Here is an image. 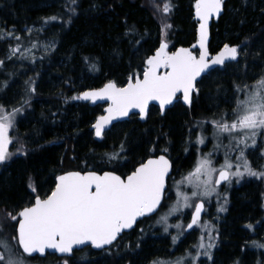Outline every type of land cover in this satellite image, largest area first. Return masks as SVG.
<instances>
[{"label":"trees","instance_id":"16d2710c","mask_svg":"<svg viewBox=\"0 0 264 264\" xmlns=\"http://www.w3.org/2000/svg\"><path fill=\"white\" fill-rule=\"evenodd\" d=\"M45 2L0 0V30L14 29L21 36L24 47L39 42L47 34L56 42L52 52L38 46L34 63L30 59L23 64L20 61L12 64L14 59L6 60L5 66L0 68V104L11 111L13 107L20 108L24 99L30 100V104L23 105V111L17 114L9 133L13 138L9 152L13 155L0 164V210L4 214H15L24 204L32 202L35 193L30 184L44 196L54 187L55 177L70 169L122 173L145 155L160 153L163 147L158 145L170 143V140L177 151V167L187 165L190 157H182L185 144L181 145V140L192 118L201 121L214 117L212 108L223 100L216 86L229 89L238 79L231 74H256L259 66L264 65V0H225L224 12L212 26V50H217L223 39L228 41L226 43L239 45L241 50H246L249 59L242 63L244 68L248 63L255 66L256 71L249 72L239 68L236 61L230 62L236 71H231L229 76L224 74L225 70L220 71V76L215 78L220 84L214 86L212 83L209 89L205 87L208 94L195 96L191 109L194 117L189 108L178 103L164 116L153 106L146 120L140 121L133 116L129 121L115 125L116 131L109 130L104 138L97 139L91 126L103 105L70 98L109 80L124 84L133 73L141 74L144 61L158 47L162 23L172 25L167 37L170 49L195 44L198 24L194 16L195 0H171L173 10L169 17L154 8V4L162 6L163 0H76L75 6L71 0ZM71 7H75V12L69 23L68 9ZM53 16L57 19L45 24V31H32L30 35L25 31L29 25L44 23ZM130 28L135 31L129 32ZM9 44L14 45L15 40H0V59L5 58L3 52H7ZM92 64L96 65L95 70L91 68ZM28 65H32V69L23 74V68ZM30 79L35 82L33 94L27 92L25 83ZM207 79L204 78L202 83L205 84ZM5 81L8 87L3 86ZM111 153H119V158L109 160ZM259 180L260 184L235 189L226 220L216 227L219 236L215 242L219 244L213 248L217 255L213 264L218 260L228 264L241 257L247 258L246 264H250L252 256L259 253L247 237H254V226L246 227L247 221L264 216L262 205L263 213H260L261 201L264 202V180ZM0 223L13 232L8 217L4 221L0 219ZM170 229L160 233L165 236ZM157 239H133L127 244H117L107 256L100 252L92 254L90 248H85L71 258H65H69L70 264H141L151 260L169 242L168 239ZM49 256L54 257L55 264H64V258L55 254L31 258L44 262Z\"/></svg>","mask_w":264,"mask_h":264},{"label":"snow or ice","instance_id":"6c2138e0","mask_svg":"<svg viewBox=\"0 0 264 264\" xmlns=\"http://www.w3.org/2000/svg\"><path fill=\"white\" fill-rule=\"evenodd\" d=\"M71 4L75 6L76 0H71ZM223 5L224 0H195L193 7L198 29L197 41L192 48L180 47L169 51L167 37L172 25L162 23L158 47L144 61L142 78L133 73L124 86H118L116 81L109 80L101 88L86 90L70 98L93 103L98 100L110 101L105 109L106 115L97 117L91 126L96 137L102 138L106 126L118 117L127 116L131 109H138L141 118H145L151 101L159 102L163 114L166 106L178 100L177 94L181 93L184 104L191 108L193 95L199 94L197 78L205 73L210 74L216 70L215 66H224L226 61L238 60L241 51L239 45L224 43L215 55H211L208 49L209 22L213 17L219 18ZM154 8L163 16L169 17L173 5L171 0H163L162 6L154 4ZM68 12L70 23L75 7L69 8ZM56 19L55 16L49 17L44 20V24ZM43 30L41 28L37 31ZM25 31L30 35L33 29L26 28ZM128 31L134 32L135 29L130 28ZM21 39L14 29L0 30V40H15L14 45L9 44L5 58L0 59V68L5 66L6 60L11 61L13 58L35 62L32 49L38 47L37 43L24 47ZM193 49H198L199 54H194ZM91 68L95 70L96 65L92 64ZM25 83L28 85V93L36 92L34 81L30 79ZM3 86L8 87L7 81ZM233 89V106L230 111L214 115L211 120L198 121L190 129V132H194L196 128L201 129L195 142L189 141L193 147L206 146L208 137L203 135L205 125L212 127L211 135L215 143L207 153L198 149L199 154L187 174L181 173L179 181L173 180L176 200L167 206V212L157 220V223L164 225V232H168L170 227L180 230L178 235L172 237L173 244L184 231L193 229L194 226L199 228L201 234L193 245L197 249L196 255L188 252L186 256L174 260L153 259L150 264H196L200 255L211 259L210 250L216 246L218 232L211 221L202 220V214L207 211L206 203L210 202L213 195L218 200L219 187L223 184L231 185L234 179L237 183L245 176L264 179V169H254L248 159L249 150L255 151L264 145V75L252 84L234 83ZM29 104L30 100L24 99L20 108L13 107L11 111L0 104V164L13 155L9 152V145L13 143L9 133L14 127L17 114L23 111V105ZM224 139L228 140L227 145L223 144ZM221 148L224 149V160L217 167L213 155ZM162 151L167 153L168 150L165 148ZM232 153L236 155L233 156ZM108 155L109 160L119 158V153ZM260 157L264 159V149H261ZM172 171L173 162L167 154H161L142 160L126 175H118L115 171L64 172L55 177L54 188L43 198L35 185L30 184L29 187L35 193L34 201L15 214H8V219L13 224L14 235L11 240L14 243H9L7 238H0V264H25V254H43L46 249L72 255L77 246L103 249L113 245L122 233L137 225L139 218L155 215L166 206L167 181ZM182 185L190 187V193L182 190ZM184 209H191V218L186 227L182 223L170 225L169 217L182 213ZM225 210L223 205L217 209L218 212ZM246 227L251 229L253 225ZM136 246L139 247V244ZM257 246L264 248V244ZM188 257L191 259L188 260ZM64 264H68V261L65 260Z\"/></svg>","mask_w":264,"mask_h":264},{"label":"rangeland","instance_id":"374dc122","mask_svg":"<svg viewBox=\"0 0 264 264\" xmlns=\"http://www.w3.org/2000/svg\"><path fill=\"white\" fill-rule=\"evenodd\" d=\"M51 1L59 2V0H46L45 3L48 4V2H51ZM27 28H31V29H33V31H37L38 29L43 28L44 29L43 31H45L46 25L43 22H39V24L38 23H33L32 25H29V27H27ZM7 31H9V30H7ZM43 31H39V32H43ZM226 42H228V41L226 39H223V41L221 42L220 45H222L223 43H226ZM35 43H37L38 46L43 51H46L45 48H46V46H48L47 47V52H52L53 49L56 47L55 40L49 34L45 35L44 37L41 38V40L39 42H35ZM52 45H54V47H52ZM26 47H31V44L26 46ZM35 49L36 48L32 49L33 54H35ZM2 52H1V54H2ZM4 53H5V56H6V52L5 51L3 52V54ZM13 59H14V62L12 64L18 63L19 61L23 64L24 61L26 60V59L20 60V59H17V58H13ZM245 59H246V61H244ZM248 60L249 59L246 58V50H244V51L241 50L240 51L239 60L236 61V64L239 63V66H238L239 68L246 69L249 72L256 71L254 69L255 66L251 67V66L248 65V63L245 65V68H244V64H242V63L243 62H249ZM31 66L32 65H28V67H24L22 73L26 74L30 69H32ZM234 66L235 65H228V67L224 69L225 70L224 74L229 76L231 74V71L232 72L236 71V68ZM216 72H217V74L214 72L215 73V74L213 73L214 75H208L206 77V78H209V79H207L208 81L205 84L203 83V84L199 85V92L200 93H203V94L206 95V94L209 93L208 89H209L210 85L214 84V86H215V84H220V83H218V80H215L216 77L220 76V70L216 71ZM238 74L240 75L239 72L238 73L234 72V74H231V75H233L232 77H234L235 79H236V77H238L237 81L240 82V84H245V83L248 84L250 82L249 81L250 77L251 78L254 77L253 79H251L252 82L254 83L256 79H258L261 75H264V65L263 66H259L256 74H252V73L249 74L248 73V74H245L243 76H241V75L238 76ZM246 76L248 78H246ZM205 87H207L208 89H206ZM221 87H223V86L222 85H217L216 86V90L222 93L221 98L223 100H222V102H220V103H218V104H216L214 106V109L211 111V114H213V116L214 115L215 116H219L220 113L223 112L221 110V106L227 105V109L224 108L225 109L224 111H226V110L230 111L232 106H233V103H232L233 96H234L233 84H232L231 88H229V89L225 88V87L222 89ZM202 89H204V91ZM197 122H198V120L194 121V119H192V121L189 123V127L186 129L187 132H185L184 137L181 140L182 141L181 145L184 146V144H185V146H187L186 147L187 150H189V148H190L189 146H192V143H189V141L194 142L195 138L197 137V135L201 134V129L200 128H196V130L194 132H190V129L193 128L196 125ZM112 130L116 131L115 129H112ZM211 133H212V127L210 125H205V130L203 132V135L210 136ZM167 140H169V138H167ZM170 141L171 142L170 143L167 142V144H165L163 142L164 145L163 144H161V145L166 148V145H172L173 144L172 140H170ZM258 142H259V138H258ZM214 143H215V141L213 140V143L210 145V148L208 149V151H211V149L213 148V144ZM223 144L227 145L228 141H224L223 140ZM261 149H264V145H261ZM261 149H257L255 151L249 150V153H248V159L251 161L252 167L254 169L258 170V171L264 169V159H262L260 157ZM222 150H224V149L222 148ZM198 154L199 153H197V155ZM222 158H224V157H222ZM189 170L188 169L184 170V172H182V173L186 175ZM252 178H255V179H258V180L260 179V178H257V177L245 176L242 180L239 181V183L236 182V184L239 187V186H241L243 184L241 182H243V181L244 182H248ZM174 179H176V181H179L181 179V174L178 177L175 176ZM260 182L261 181L259 180L257 182V184H260ZM172 183H173V181L171 182V184ZM232 187H233V182H232L231 185L227 184V189H228L227 192H229V189H231ZM181 188H182V190L188 191L189 193L191 191L190 187H188L187 185H182ZM175 193H176V189H175ZM219 193H221V192H219ZM230 196H231V191H230V193H228L227 197H230ZM227 197L224 195V193H222L220 198H219L220 201H218L217 204H213L214 202H216L217 199H215V196L212 197L210 199V204L207 203L210 209H209L207 215L204 216L205 218L203 220L211 221L215 225V227H219L222 224V222L224 220H226L225 219L226 218L225 215L227 214L226 210L228 209V206H229L228 202L225 204V198L227 199ZM221 205H223L226 210L223 211V212H218L217 209ZM261 205H262V207L264 209V202L262 203V201H261ZM1 211L2 210H0V219L4 221L8 217V214H4L3 211L2 212ZM190 212H191V209H184L182 213H176V214L170 216L169 219H168V223L170 225H175L177 223H182L184 226H186V224L189 222ZM164 213L165 212H161L157 217H154L153 218L154 219L153 222H155V223H150V226H148V228H146V229L140 228V230H139L140 234L138 236V233H136L135 239H141L143 241L146 238V234H150L151 232L152 233H158V232L160 233L161 231H159V230L163 231L164 225L157 223V220ZM259 219L260 218H257V219H255L253 221L249 220V221L246 222V223H249V224L254 226L253 232L256 233V234L254 235V237H252V236L249 237V235L247 237H248V241L249 242L250 241L253 242V244H251V246L252 247L256 246L258 248L257 251L259 252L256 256H252V259L249 260L250 264H264V248H261V247L257 246V245H260V244H264V220H262V219H264V216L262 217V219H260V220ZM140 225H142V223ZM157 228H160V229H157ZM170 228L171 229H170L168 234H166L165 236L162 234V236L159 237V238H162V239H168L169 242L166 245H164V247L161 249L160 252H156L155 251L156 253L153 255V258L151 260H144V262L141 263V264H150V261H152L153 259H159L161 261L174 260L177 257L186 256L188 252H191L193 256L196 255L197 249L194 248L193 245H195L197 243L198 237L201 234V230L199 228H196L192 232H189V234H187L185 236L186 238H183L182 240H180V238H182L185 235L186 231H184V234L179 237V240L175 244H173L172 237L178 235V232L180 230L176 229L175 227H170ZM256 228L258 229L259 232L257 231ZM141 229H143V231H141ZM12 233L13 232L11 231L10 227H8L7 225H3L2 226V224L0 223V238H7L9 240V243H14V242H11V237L13 236ZM159 238L157 239V241H160ZM201 251H203V250H201ZM17 254H19V253H17ZM210 254H211V259H209V257L206 256V255H200L199 259L196 262V264H213V262L215 261L217 255L216 256L214 255L213 249L210 250ZM242 254H243V252H242ZM82 255L85 256L86 254L83 253ZM213 255H214V258L212 257ZM53 258L54 257L49 256V258H47V260H44V262H43V261H40V260H38L36 258L32 259L31 257H29V256H27L25 254V264H55L53 262ZM190 259H191V257H188V260H190ZM65 260H67L68 264H70L69 258L68 259L64 258V261ZM246 262H247V258L244 259L243 257H241V260H239V261L238 260H236V261L232 260L231 263L229 262L228 264H246ZM217 264H222V263L219 262V260H218Z\"/></svg>","mask_w":264,"mask_h":264},{"label":"flooded vegetation","instance_id":"af4514ba","mask_svg":"<svg viewBox=\"0 0 264 264\" xmlns=\"http://www.w3.org/2000/svg\"><path fill=\"white\" fill-rule=\"evenodd\" d=\"M216 51V50H215ZM228 65H230L229 63H228ZM228 65H226V66H222V67H217L216 68V70H213V71H211L210 72V74L208 73L206 76H204L203 78H202V81L200 82V85L201 84H203L202 82H203V79L204 78H206L208 75H211V74H213L214 72H216V71H221V70H224L225 68H227L228 67ZM250 82L248 83V84H252L253 82H252V80H249ZM235 83H237V84H240V82H238V81H236ZM199 94H200V92H199ZM197 95V94H196ZM194 102V101H193ZM178 104H180L181 106H183V107H187V108H189L187 105H185L183 102H181V101H179L178 102ZM104 106V105H103ZM192 106H193V104H192ZM192 106H191V108H189V113H190V115L192 116V117H194L193 115H192ZM158 108V107H157ZM224 108H226L227 109V105H223V106H221V110L222 111H224L225 109ZM214 109V107L212 108V110ZM158 111L160 112V114H161V111H160V109L158 108ZM166 113V112H165ZM165 113L164 114H161L162 116H164L165 115ZM134 117H138V115H134ZM190 117V116H189ZM133 118V116L130 118V119H128V120H126V121H129V120H131ZM139 119V118H138ZM193 119V118H192ZM140 120V119H139ZM140 121H142V120H140ZM205 136H207L208 137V139L206 140V146L205 145H196L195 147H193V146H189L190 148H189V150H187V151H185V149H186V147L187 146H185L184 148V151H183V154H182V157H186V156H189L190 157V160H189V162H188V164L187 165H185V166H183V167H177V165H176V157H177V155H176V153H177V151L176 150H174L173 148H172V146L171 145H166V148H167V153H164L163 151H161L160 153H157V154H153V155H145L143 158H141V159H139V160H137L132 166H130V167H128V169H126V171H124V172H122V173H119V172H117V171H115V172H117L118 174H120V175H126V174H128V173H130L132 170H134V166H138V164H139V162H141L142 160H146L148 157H150V156H156V155H161V154H167L168 155V158L173 162V171L170 173V176H169V178H168V181H167V184H168V188L166 189V196L168 197V199H167V201L165 202V207H162L155 215H152V216H150V217H146L145 219H143L132 231H130V232H126V233H124L121 237H120V239L116 242V243H114L115 245H117V244H127L130 240H133V239H135V235H136V233H138V236H139V230H140V228H143V229H146V228H148V226H150V223H155V222H153V218L154 217H157L161 212H167V210H168V205H171L172 203H174L175 202V200H176V193H175V188L174 187H172V184H171V182L173 181V179H174V177L175 176H179L182 172H184V170H189L191 167H192V165H193V162L195 161V158L197 157V153H198V149H199V151L200 152H203V153H207V152H209L208 151V149L210 148V145L213 143V140H212V136L210 135V136H208V135H205ZM196 139V138H195ZM226 141V140H225ZM195 142V141H194ZM194 142H192V143H194ZM159 146H162L161 144L160 145H158V147ZM163 147V146H162ZM163 149H165V147H163L162 148V150ZM212 150V149H211ZM232 155L233 156H235L236 154L235 153H232ZM222 157H224V150H222V148L219 150V151H217L216 153H214V155H213V160H214V164H215V166H219V164H221V163H223V160H224V158H222ZM221 160V161H220ZM112 171H114V170H112ZM174 180H176V179H174ZM259 180L258 179H255V178H252L250 181H248V182H241V183H243L241 186H239L238 187V185L236 184V181L235 180H233V187L231 188V189H229V192H227V184H223L222 186H220L219 187V189H218V191L219 192H221L220 193V196H221V194L222 193H224V195L227 197V195H228V193H230V191H231V196L230 197H227V202H228V205L230 206V201H231V199H232V196H233V194H234V191H235V189L237 190V189H239L240 187H248L249 188V186H252V185H255V183H257ZM261 183V182H260ZM235 184V185H234ZM42 196V195H41ZM45 196V195H44ZM44 196H42V197H44ZM215 195H213V197H214ZM219 196V197H220ZM212 198V197H211ZM215 199H217L216 198V196H215ZM34 201V197H33V199H32V202ZM31 202H28V203H26V204H24V206H26V205H29ZM218 203V200H216V202H214L213 204H217ZM208 204H210V202L208 203ZM208 204L206 203V205H205V207H206V213H205V215H207V213H208V211H209V206H208ZM212 205V204H211ZM229 206H228V208H229ZM23 208V207H22ZM227 211V210H226ZM260 213H263V211H262V209H261V204H260ZM205 218V217H204ZM189 220H190V215H189ZM224 222V221H223ZM252 222V221H251ZM142 223V225H140ZM157 229H160V228H157ZM194 230V229H193ZM159 231H161V230H159ZM190 232H192V231H190ZM187 234H189V232H187V233H185V235L182 237V238H180V240H182L183 238H186L185 236L187 235ZM160 236H162V233H150V234H146V238H145V240H147V239H152V238H159ZM13 242V241H12ZM215 244H219L218 242H215ZM114 245V246H115ZM113 247V245L112 246H110V247H108V248H106V249H103V250H101V251H95V250H93V249H91V247L90 246H87L86 248H90V250H91V253L92 254H96V252H100L101 254H103L104 253V256H107V254L109 255L110 253V251H112L111 250V248ZM85 249V248H84ZM84 249H81V250H84ZM77 252V250H75L74 251V253H76ZM73 253V254H74ZM73 254L71 255V256H73ZM100 255V254H99ZM71 256H67V257H71ZM62 258V257H61ZM63 258H65V257H63ZM102 258H104V257H102Z\"/></svg>","mask_w":264,"mask_h":264},{"label":"water","instance_id":"95a60500","mask_svg":"<svg viewBox=\"0 0 264 264\" xmlns=\"http://www.w3.org/2000/svg\"><path fill=\"white\" fill-rule=\"evenodd\" d=\"M223 9H224V5H223ZM223 12V11H222ZM222 14V13H221ZM221 14H220V16H221ZM219 16V17H220ZM218 18H216V17H213L211 20H210V22H209V41H208V49H209V52H210V54L211 55H215L218 51H219V49L223 46H221L216 52H214V53H212V49H211V41H212V25H213V22L215 21V20H217ZM197 29H198V26H197ZM196 44V43H195ZM193 46V45H192ZM192 46H184V45H180V46H178L176 49H178V48H180V47H184V48H192ZM175 49V50H176ZM174 50V51H175ZM193 51H194V54H196V55H198L199 53H198V49H193ZM153 54V53H152ZM151 54V55H152ZM227 62H229V61H226V63ZM216 67H218V66H215V68ZM207 73H205V74H202L201 75V77H198L197 78V83L199 82V81H201L202 80V78H203V76L204 75H206ZM141 76V78H142V74L140 75ZM106 83V82H105ZM117 83V82H116ZM127 83V82H126ZM125 83V84H126ZM125 84H123V85H120V84H118L117 83V85L118 86H124ZM104 85V84H103ZM103 85H101V86H99V87H96V88H91V89H98V88H101ZM91 89H88V90H91ZM86 91V90H85ZM177 96L179 97V99L181 98V100L183 101V99H182V94L181 93H178L177 94ZM178 99V100H179ZM178 100H174L173 101V104H171V105H168V106H166V108H165V110H164V112H163V114L169 109V108H171ZM84 101H86V100H84ZM92 102V101H91ZM93 103V102H92ZM96 104H98V103H105V106H104V109H103V112L99 115V116H101V115H106V112H105V109L109 106V104H110V101H107V100H98V101H96L95 102ZM157 106L159 109H160V107H159V102L158 101H151V102H149V105H148V114H147V116L145 117V118H141V116H140V114H139V110L138 109H131L130 111H129V114L127 115V116H125V117H118V118H116V119H114V120H112V122L109 124V125H107L106 126V128H105V131L107 130V129H111L116 123H118V122H122V121H125V120H127V119H129L130 118V116H132L133 114H139V117H140V119L141 120H144V119H146L148 116H149V113H150V108H151V106ZM161 111V110H160ZM98 116V117H99ZM94 123H95V121H94ZM93 123V124H94ZM93 133H94V129H93ZM94 136H95V133H94ZM96 137V136H95ZM98 138V137H97ZM156 156H158V155H156ZM151 157H155V156H151ZM91 170H94V169H91ZM69 171H82V170H69ZM86 171V170H85ZM94 171H96V170H94ZM67 172V171H66ZM63 174V173H62ZM118 174V173H117ZM58 175H61V174H58ZM57 175V176H58ZM118 175H120V174H118ZM202 217H203V214H202ZM145 217H141V218H139V220H138V222L139 221H141L142 219H144ZM137 222V223H138ZM136 227V225L134 226V228ZM195 227V226H194ZM133 228V229H134ZM133 229H130V230H126L125 232H130V231H132ZM192 229H190V230H187V231H191ZM124 232V233H125ZM123 234V233H122ZM121 234V235H122ZM119 239V238H118ZM83 247H85V246H77L76 248H74V250H76V249H81V248H83ZM107 247H109V246H105V248H107ZM91 248L93 249V250H95V251H101V250H103V249H105V248H103V249H97V248H95V247H92L91 246ZM48 253H54V254H56V255H58V256H69V254H62V253H59L57 250H55V249H46L45 250V253H43V254H41V253H33L31 256H38V257H44V256H46Z\"/></svg>","mask_w":264,"mask_h":264},{"label":"bare ground","instance_id":"6f19581e","mask_svg":"<svg viewBox=\"0 0 264 264\" xmlns=\"http://www.w3.org/2000/svg\"><path fill=\"white\" fill-rule=\"evenodd\" d=\"M223 12H224V9H223ZM223 12H222V14H223ZM222 14H221V15H222ZM220 17H221V16H220ZM220 17H219V18H220ZM219 18H218V19H219ZM218 19H217V20H218ZM215 21H216V20H215ZM213 23H214V22H213ZM212 26H213V25H212ZM193 45H194V44H193ZM231 45H232V44H231ZM178 46H180V45H178ZM178 46H176V47H174V48H171V49L169 48L168 50H169V51H174ZM184 46H192V45H184ZM220 47H221V46H220ZM220 47H219V48H220ZM219 48H218V49H219ZM218 49H217V50H218ZM217 50H216V51H217ZM216 51L212 50V53H214V52H216ZM230 62H233V61H229L228 63H230ZM218 67H220V66H218ZM216 68H217V67H216ZM216 68H215V69H216ZM141 74H142V73H141ZM141 74H139V75H141ZM207 74H208V73H207ZM207 74H206V75H207ZM206 75H204V76H206ZM204 76H203V77H204ZM124 84H125V83H124ZM93 88H96V87H93ZM88 89H91V88H88ZM88 89H85V90H88ZM85 90H83V91H85ZM83 91H81L80 93H82ZM80 93H79V94H80ZM82 101H84V100H82ZM87 102H90L91 104H96V103H92L91 101H87ZM95 138H97V137H95ZM97 139H99V138H97ZM148 158H149V157H148ZM67 171H69V170H67ZM96 171H97V170H96ZM103 171H112V170H103ZM64 172H66V171H64ZM64 172H61V173H59V174H62V173H64ZM98 172H101V171H98ZM116 173H117V172H116ZM69 256H71V255H69Z\"/></svg>","mask_w":264,"mask_h":264}]
</instances>
